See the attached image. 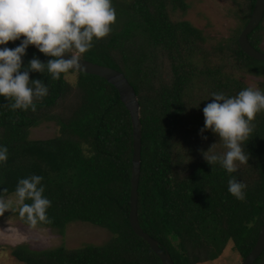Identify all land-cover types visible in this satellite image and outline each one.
I'll list each match as a JSON object with an SVG mask.
<instances>
[{
	"label": "trees",
	"instance_id": "obj_1",
	"mask_svg": "<svg viewBox=\"0 0 264 264\" xmlns=\"http://www.w3.org/2000/svg\"><path fill=\"white\" fill-rule=\"evenodd\" d=\"M242 1L237 36L209 47L201 30L176 19L188 11L187 0H112L117 19L111 33L79 55L123 73L136 90L143 125L139 220L176 264L215 261L230 242L243 262L264 227V111L243 144L248 161L237 162L231 174L247 185L245 200L228 191L230 174L202 154L213 144L226 151L218 135L201 131L211 94L235 96L249 86L264 90V62L239 44L257 0ZM249 40L264 53V21ZM34 57L52 59L29 45L24 65ZM30 78L49 87L36 111L12 110L13 101L0 96V145L8 148L7 161L0 163V199L15 195L20 179L40 175L51 205L48 219L36 227L64 236L71 224L87 223L112 237L77 249L19 245L13 257L23 264H163L131 225L134 130L118 90L70 70L60 80L47 70L32 71ZM44 124H55L58 135L31 139V131ZM22 220L32 226L26 216ZM255 264H264V254Z\"/></svg>",
	"mask_w": 264,
	"mask_h": 264
},
{
	"label": "clouds",
	"instance_id": "obj_2",
	"mask_svg": "<svg viewBox=\"0 0 264 264\" xmlns=\"http://www.w3.org/2000/svg\"><path fill=\"white\" fill-rule=\"evenodd\" d=\"M117 19L112 0H0V96L10 98L12 110L36 111V101L49 94V87L30 72H47L52 80H60L69 70L83 68L78 54L93 47L94 40L108 36ZM23 38V39H21ZM21 40L15 48L8 43ZM29 45L47 56V63L38 57L23 63ZM65 53H73L63 58ZM214 99L203 107L205 129L218 135L226 151H216L213 144L202 150L205 160L219 164L230 174L228 191L237 199H246L247 187L231 175L238 171L237 162L245 163L249 155L243 148L254 131L257 113L264 111V90L246 87L235 96L213 92ZM8 148L0 145V163L7 161ZM43 177L23 178L15 190L20 204L19 215L35 226L46 221L51 201L43 195ZM30 199L31 203H25ZM12 202L0 199V212L12 209Z\"/></svg>",
	"mask_w": 264,
	"mask_h": 264
},
{
	"label": "rangeland",
	"instance_id": "obj_3",
	"mask_svg": "<svg viewBox=\"0 0 264 264\" xmlns=\"http://www.w3.org/2000/svg\"><path fill=\"white\" fill-rule=\"evenodd\" d=\"M242 2V0H187L188 11L185 14L178 13L176 19L189 21L205 34L208 46L215 47L237 36L243 24L239 17L240 6H238V4H243ZM244 8L246 9L245 6ZM74 81H76V76ZM250 83L254 85L253 80ZM56 135H58V127L55 124H44L33 129L30 138L48 140ZM2 200L11 201L13 207L11 210L0 212V264H23L12 255V248L19 245L27 244L38 250L61 246L77 249L89 244L103 245L112 237L109 231L87 223L71 224L64 236L51 229L27 226L19 215L20 204L16 195ZM242 263L241 257L234 251L233 244L230 242L222 248V252L215 261L203 264Z\"/></svg>",
	"mask_w": 264,
	"mask_h": 264
},
{
	"label": "water",
	"instance_id": "obj_4",
	"mask_svg": "<svg viewBox=\"0 0 264 264\" xmlns=\"http://www.w3.org/2000/svg\"><path fill=\"white\" fill-rule=\"evenodd\" d=\"M263 21L264 0H257L251 20L239 38V44L243 52L250 58L259 62H264V53L258 51L251 44L249 37L260 27ZM70 56L71 54L65 53L63 58L68 59ZM80 59L83 68L79 70L72 69L70 71L85 73L106 80L118 90L122 102L131 114L134 130V157L130 213L132 228L137 236L144 239L148 243L163 264H176L171 255L160 245V243L144 231L139 220V188L142 174L143 125L141 122V105L136 90L123 73L109 67L92 63L82 58ZM263 254L264 227L256 247L242 264H255Z\"/></svg>",
	"mask_w": 264,
	"mask_h": 264
}]
</instances>
